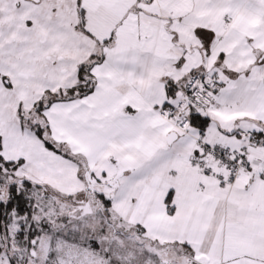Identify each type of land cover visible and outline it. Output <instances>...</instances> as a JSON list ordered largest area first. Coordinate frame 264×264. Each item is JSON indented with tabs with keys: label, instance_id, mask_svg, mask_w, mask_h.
Returning a JSON list of instances; mask_svg holds the SVG:
<instances>
[{
	"label": "snow or ice",
	"instance_id": "obj_1",
	"mask_svg": "<svg viewBox=\"0 0 264 264\" xmlns=\"http://www.w3.org/2000/svg\"><path fill=\"white\" fill-rule=\"evenodd\" d=\"M0 264H264V0H0Z\"/></svg>",
	"mask_w": 264,
	"mask_h": 264
}]
</instances>
